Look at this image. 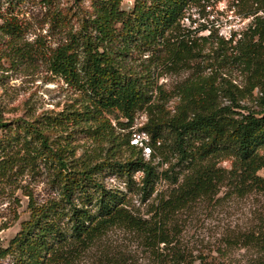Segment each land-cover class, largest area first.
<instances>
[{
	"label": "trees",
	"instance_id": "trees-1",
	"mask_svg": "<svg viewBox=\"0 0 264 264\" xmlns=\"http://www.w3.org/2000/svg\"><path fill=\"white\" fill-rule=\"evenodd\" d=\"M202 1L133 0L125 9L121 0H90V13L67 32L65 41L41 52L50 71L82 95L81 110L53 118L99 120L110 129L113 121L129 129L120 143L130 154L72 168L60 150L26 123L36 142L33 156L53 163L56 195L42 203L29 196L27 218L0 246V261L72 264L108 230L120 227L138 234L157 264H226L202 257L195 262L177 246L172 222L178 211L216 195L220 187L236 196L254 192L264 197V177L257 173L264 170V0H235L234 6L249 2L241 10V18L249 19L228 37L192 27L187 10ZM0 19V30L19 35L15 15L0 13ZM59 19L60 25L68 23L60 14L52 21ZM144 54L146 61L135 64ZM232 68L242 76L240 84L228 75ZM180 71L188 73L169 90L153 76ZM247 97L254 108L241 103ZM171 98L170 110L166 103ZM137 112L146 117L133 131L148 135L147 160L128 142ZM7 124L0 111V128ZM155 152L164 155L160 164L167 163L159 172L150 160ZM225 157L232 159L227 170L217 165ZM103 165L126 179L140 171L143 200L152 194L157 177L170 188L150 216L141 217L127 208L124 193L105 188L94 176ZM237 238L259 253L254 264H264V221ZM102 264L132 263L112 257Z\"/></svg>",
	"mask_w": 264,
	"mask_h": 264
},
{
	"label": "rangeland",
	"instance_id": "rangeland-1",
	"mask_svg": "<svg viewBox=\"0 0 264 264\" xmlns=\"http://www.w3.org/2000/svg\"><path fill=\"white\" fill-rule=\"evenodd\" d=\"M132 1L121 0V8L126 9ZM234 2L205 0L191 6L187 14L194 21L192 27L203 26L202 34L213 30L223 37L241 30L249 19L241 18V10L249 2L238 6ZM90 10V0H0V13L15 15L21 24L19 35L0 30V111L8 123L0 128V246L7 244L18 230L19 222L27 218L29 196L42 203L56 195L51 173L53 163L33 156L31 147L36 142L26 130V123L42 133L53 149L60 150L72 168L92 166L105 158L123 160L130 154L120 143L129 129L120 128L113 121L110 129L99 120L85 122L76 118L72 123L70 119L53 118L62 111L81 110L82 95L50 71L41 52L63 43L67 32L73 31ZM55 14L64 16L68 23L60 25V19L54 23ZM144 57L145 54L138 57L135 64L145 62ZM187 73L166 72L158 76L154 73L153 76L158 85L169 90ZM228 75L237 84L242 82L237 69L232 68ZM252 97L241 103L254 108ZM174 103L175 98H171L166 106L171 110ZM145 118L143 112H137L130 130L141 126ZM163 157L155 152L150 159L156 172L166 167L167 163L160 164ZM148 158L144 156L145 160ZM231 160L222 158L217 165L227 170ZM257 173L264 177L263 169ZM94 176L105 188L124 193L127 208L141 217L150 216L156 200L170 188L157 177L152 194L143 200L139 190L140 171L126 179L115 176L103 165ZM173 220L177 246L195 262L202 257L226 264H254L260 258L255 248L237 240L239 234L253 231L264 221V197L259 193L236 196L228 193L227 187H220L216 195L189 203ZM112 257L132 264H157L141 237L120 227L108 230L72 264H102ZM0 264H11V260L5 257Z\"/></svg>",
	"mask_w": 264,
	"mask_h": 264
},
{
	"label": "built area",
	"instance_id": "built-area-1",
	"mask_svg": "<svg viewBox=\"0 0 264 264\" xmlns=\"http://www.w3.org/2000/svg\"><path fill=\"white\" fill-rule=\"evenodd\" d=\"M148 135L145 131L135 130L130 134L129 144L139 147L141 149V154L143 156H148L150 154V147L148 145ZM158 143V142H156Z\"/></svg>",
	"mask_w": 264,
	"mask_h": 264
}]
</instances>
